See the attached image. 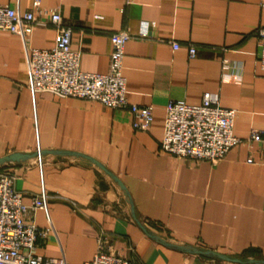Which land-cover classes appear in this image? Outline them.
I'll use <instances>...</instances> for the list:
<instances>
[{
	"label": "crops",
	"instance_id": "crops-1",
	"mask_svg": "<svg viewBox=\"0 0 264 264\" xmlns=\"http://www.w3.org/2000/svg\"><path fill=\"white\" fill-rule=\"evenodd\" d=\"M0 3L56 8L84 72L105 73L109 36L127 32L126 98L153 107L141 131L127 109L34 93L25 49H50L55 27L42 18L27 41L0 31V159L25 155L0 161V173L13 176L25 205L47 196L46 210L32 214L52 228L35 241L38 258H57L63 246L67 264H84L101 238L130 264H264V140H247L264 130V0ZM204 92L236 110L233 134L244 142L216 162L175 158L161 148L165 106L199 104Z\"/></svg>",
	"mask_w": 264,
	"mask_h": 264
},
{
	"label": "built area",
	"instance_id": "built-area-1",
	"mask_svg": "<svg viewBox=\"0 0 264 264\" xmlns=\"http://www.w3.org/2000/svg\"><path fill=\"white\" fill-rule=\"evenodd\" d=\"M264 10V4L262 5ZM42 18L56 29L50 49L26 47L28 86L32 92H51L60 97H77L111 108H124L133 115V127L146 131L153 120L152 106L131 104L126 98V80L122 75L125 43L130 35L125 31L109 36V63L105 73L84 72L79 67L80 52L70 47L71 29L62 24L56 8L33 6L19 12L0 3V31L14 33L27 41ZM259 44L258 61L264 70V27L256 29ZM145 34H141L144 37ZM174 49L179 44L171 42ZM188 58H194L196 48L188 46ZM236 110L219 105L218 96L204 92L199 104L169 102L165 106L163 151L175 158L216 162L234 146L244 142L233 134ZM247 140H264V130H253ZM246 141V140H245ZM38 156L40 150L37 151ZM251 162V159H247ZM47 208V196L32 197L31 204L22 202V194L14 188L13 176L0 173V264H67L64 247L57 258H38L35 241L52 228H38L32 214ZM84 264H130L105 246L100 238L91 260Z\"/></svg>",
	"mask_w": 264,
	"mask_h": 264
},
{
	"label": "water",
	"instance_id": "water-1",
	"mask_svg": "<svg viewBox=\"0 0 264 264\" xmlns=\"http://www.w3.org/2000/svg\"><path fill=\"white\" fill-rule=\"evenodd\" d=\"M23 156H25V155L24 154L15 153V154H11L9 156H6V157L0 159V161H5V160H18V159L22 158ZM219 256L222 257V258H224V259H228L225 256H222V255H219Z\"/></svg>",
	"mask_w": 264,
	"mask_h": 264
}]
</instances>
